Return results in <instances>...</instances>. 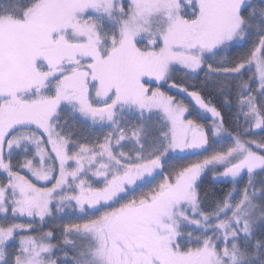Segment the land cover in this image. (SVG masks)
Listing matches in <instances>:
<instances>
[{
	"label": "snow or ice",
	"instance_id": "6c2138e0",
	"mask_svg": "<svg viewBox=\"0 0 264 264\" xmlns=\"http://www.w3.org/2000/svg\"><path fill=\"white\" fill-rule=\"evenodd\" d=\"M0 264H264V0H0Z\"/></svg>",
	"mask_w": 264,
	"mask_h": 264
},
{
	"label": "rangeland",
	"instance_id": "374dc122",
	"mask_svg": "<svg viewBox=\"0 0 264 264\" xmlns=\"http://www.w3.org/2000/svg\"><path fill=\"white\" fill-rule=\"evenodd\" d=\"M165 90H167V85H165ZM177 98H185V97L178 96ZM185 102H186V103L189 102L187 98H185ZM190 109H191V112H192L190 118H195V119H197L198 122H200V123H204V124L209 123V120H210V114H208L206 118H202V117H204V114H203V113H200L199 116H198L197 113L199 112V109L196 108V107H194L193 104H190ZM257 135H259V133H257ZM209 177H210V175H209ZM54 223H55V221L50 219L45 227H46V228H49V227H51Z\"/></svg>",
	"mask_w": 264,
	"mask_h": 264
},
{
	"label": "trees",
	"instance_id": "16d2710c",
	"mask_svg": "<svg viewBox=\"0 0 264 264\" xmlns=\"http://www.w3.org/2000/svg\"><path fill=\"white\" fill-rule=\"evenodd\" d=\"M201 75H203L201 73ZM205 98H208L209 96L212 97V102L218 107L221 108V110L224 112L225 114V120L227 121L230 118V113L228 112L227 109L222 108V97L216 96L214 95L212 92L208 91L204 93ZM208 179H210V177L206 178L205 183L207 184Z\"/></svg>",
	"mask_w": 264,
	"mask_h": 264
}]
</instances>
